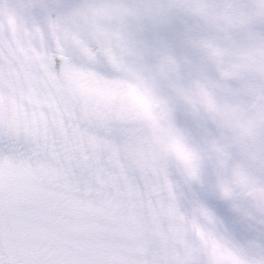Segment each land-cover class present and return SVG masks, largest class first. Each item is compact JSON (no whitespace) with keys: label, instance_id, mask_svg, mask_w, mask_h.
<instances>
[{"label":"snow or ice","instance_id":"1","mask_svg":"<svg viewBox=\"0 0 264 264\" xmlns=\"http://www.w3.org/2000/svg\"><path fill=\"white\" fill-rule=\"evenodd\" d=\"M0 264H264V0H0Z\"/></svg>","mask_w":264,"mask_h":264}]
</instances>
